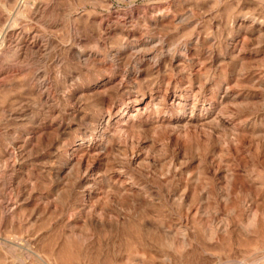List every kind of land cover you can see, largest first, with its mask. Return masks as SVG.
<instances>
[{
	"label": "rangeland",
	"instance_id": "rangeland-1",
	"mask_svg": "<svg viewBox=\"0 0 264 264\" xmlns=\"http://www.w3.org/2000/svg\"><path fill=\"white\" fill-rule=\"evenodd\" d=\"M17 44L0 264H264V0H0Z\"/></svg>",
	"mask_w": 264,
	"mask_h": 264
},
{
	"label": "bare ground",
	"instance_id": "bare-ground-1",
	"mask_svg": "<svg viewBox=\"0 0 264 264\" xmlns=\"http://www.w3.org/2000/svg\"><path fill=\"white\" fill-rule=\"evenodd\" d=\"M14 44V43H13ZM19 45L20 44H17V47H16V49L15 48H13L14 49V52L11 50L10 52H8L7 54H6V56H3L2 58L0 57V60L2 61L3 59H5V58H8V59H10L11 60V58H13L14 60H18V59H20V58H22L21 56H23L22 55V49L23 48H20L19 47ZM11 52H13V53H11ZM29 52H32V48L30 47V46H28L25 50H24V54H25V56H27V55H29L28 53ZM3 55V54H2Z\"/></svg>",
	"mask_w": 264,
	"mask_h": 264
}]
</instances>
